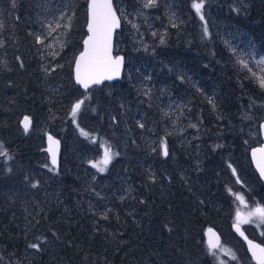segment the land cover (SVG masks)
Masks as SVG:
<instances>
[{"label": "trees", "instance_id": "1", "mask_svg": "<svg viewBox=\"0 0 264 264\" xmlns=\"http://www.w3.org/2000/svg\"><path fill=\"white\" fill-rule=\"evenodd\" d=\"M124 1L132 5L134 2L138 8L136 0ZM158 1L183 22L177 24L176 20L175 25L166 28L171 33L178 31L181 35L179 39H171L163 45L159 43V46L157 42L153 44L156 56L165 66L163 78L173 83L180 73L177 72V63H181L186 70L203 79L205 85H212L216 92L212 97L216 108L232 119L236 118L240 106L227 98L236 85L234 81H229L233 73L224 56L220 55L221 48L215 38L211 36L208 41L202 39V23L193 10V0ZM65 4V21L70 23V27L65 28L60 17L65 29L60 38L67 47L62 52H56L55 59L60 58L63 67H66L67 77L64 82L69 90L65 101L69 104L73 97L82 92L73 82L72 65L85 35L87 0H0V53L8 60V65L0 68V105L9 111L2 112L0 108V141L6 144L4 151L7 155H10V150L15 151V156L8 160L7 169L1 166V163L4 165L6 162L0 156V263L208 264L205 226H213L218 221L225 220L231 211L230 201H233L223 172L205 168L199 174L198 182L197 179H179L175 174L172 175L175 167L169 158L161 159L160 148L152 147V152L145 148L141 140L142 128L133 123L126 126V132L122 128L118 129L125 143L124 148L119 150L121 162L113 163L105 172L93 170L90 180L83 181L64 163V145L57 133L54 135L60 138L61 153L58 165L53 168L48 152L41 149L42 140L41 145L38 144V138L33 142V136H27L29 129L26 135V131L17 122L3 124V117L10 116V109L2 102L1 93L30 89L28 85L31 80L27 69L33 68L35 61L31 59L32 53H26L30 41L36 45L32 28L39 27V22L47 17L49 20L55 17ZM234 17L236 22L245 25L251 35L256 34L255 40L264 48V0L250 1L246 14ZM251 20L257 25L250 26ZM123 27L121 20L118 35L122 34ZM15 39L25 40L24 45L14 43ZM9 60L14 62V66L9 64ZM127 69L126 60L122 79L116 81L121 85ZM29 73L32 78V70ZM152 73L154 77L157 73L162 74L157 69ZM174 85L177 84L171 85L173 89ZM174 90L176 95L182 92L191 95L188 87L181 84ZM124 92L129 94L127 90ZM196 98L195 101H200L199 106L206 111L203 98ZM149 100L141 105L145 124L149 120L154 127V137L160 138L157 102L155 98ZM39 103V99L31 97L21 102L16 111L20 113L35 108L36 112L41 113ZM99 130H105L107 133L104 134L109 135V124L103 122L99 125ZM37 147H40L42 155ZM176 152L182 153L179 148ZM179 158L183 161L184 156L180 154ZM211 163L216 165L217 160H212ZM248 163L250 165V160ZM43 166L50 168L52 180L61 189L58 203L52 200L46 203L45 198H35L38 194L32 183L40 180L36 172ZM116 175L122 176V187L116 183ZM252 176L256 188L264 192V184L256 173L253 172ZM213 190L219 205L216 202L210 205V200L206 199ZM26 192L28 196L21 197ZM94 194L102 198L97 208L89 205ZM37 199L41 203L39 210L34 205L38 204ZM245 230L252 236L246 228ZM230 232L242 247L247 264H255L250 260L243 242ZM31 244H38L39 248H32Z\"/></svg>", "mask_w": 264, "mask_h": 264}, {"label": "rangeland", "instance_id": "2", "mask_svg": "<svg viewBox=\"0 0 264 264\" xmlns=\"http://www.w3.org/2000/svg\"><path fill=\"white\" fill-rule=\"evenodd\" d=\"M250 1L252 0H204V7L201 13L197 14L199 18L200 15L204 16L203 20L200 19L203 34L204 27L208 28V36L202 35V39L208 41L211 40V36L215 38L221 48L220 55L224 56L227 66L233 73L229 81H234L236 85L233 87V93L227 98L229 101L234 100L240 106L236 118L232 119L231 116L219 111L212 101V97L216 95L212 85H205L203 79L196 77L190 70H186L181 63H177L179 66L177 72L180 73L173 83L163 78V67L165 66L157 57L153 44L157 42L159 46V43L163 45L171 39H179L181 35L178 31L171 33V30L166 29L176 24L178 16L170 12L158 0H155L152 7L144 6L147 0H136L138 8L134 2L132 5L124 0H115V7L124 23L122 34L116 33L115 51L124 54L125 62L128 61L123 84L104 83L87 92L79 93L69 104L65 101L66 92L69 90L64 82L67 77L66 67H63V61L60 62V58L55 59V53L62 52L67 47L65 41L60 38L61 33L65 31L60 17L64 25L67 24L65 4L57 11L55 17L53 16L50 20L47 17L43 22H39V27L32 28L36 45L30 41L26 53L27 55L32 53L31 59L35 61L34 67L27 69L31 80L28 87L31 90L26 89L23 92L12 90L1 93L2 102L10 109V116L3 117V124L17 122L20 126L19 121L22 115L28 114L31 118V125L28 128L29 134L27 135V131L25 134L33 136V142L35 138H38L39 145L42 140L41 149L45 152H47V133H57L56 135L62 139L64 145V163L83 181L84 179L90 180L93 170L99 171L98 167L93 165L103 159L106 148H110L115 155L104 166L103 172L113 163L121 162L119 150L124 148L125 143L118 129L122 128L126 132V126L133 123H137L138 127L142 128L141 140L145 148L150 152L155 148H160L161 159L169 158L172 166L175 167L172 175L175 174L179 179L184 181L197 179L198 182L199 174L205 168L210 171L215 169L223 172L227 178L225 179L226 187L233 201H230L231 211L227 218L218 221L216 225L211 224L220 232L221 239L218 247L211 251L208 247L209 243L205 240L207 261L208 264H247L242 247L230 231L231 225L237 222L238 212L240 219H244L257 206L264 207V192L256 188L252 176L255 171L251 162L250 165L248 163L249 148L261 142L259 122L264 119V88L259 86V78L264 77V63H262L264 48L261 47L259 41L255 40L256 34L251 35L245 25L236 22L234 17V15L246 14ZM193 10L195 11L194 8ZM43 12L46 13V11ZM177 24H183L182 20L179 19ZM57 25L60 27L57 28ZM255 25L257 24L251 20L250 26ZM37 37H40V42L37 41ZM1 39L0 34V47ZM14 43L22 46L25 40L15 39ZM240 60L245 61L247 67H243L239 63ZM9 64L14 66L12 60H9ZM4 65H8V60L0 53V68ZM154 69L162 74L157 73L154 77L152 73ZM31 70L34 74L32 78L29 73ZM172 84H177L174 85V89L179 84L188 87L191 95L187 92L176 95ZM124 90H127L129 94ZM34 96L40 101L41 113L36 112L35 108L20 113L16 111L21 102ZM196 97L203 98L206 111L199 106L200 101H195ZM151 98H155L158 106L160 138L154 137V127L149 120L145 124L146 120L142 113L141 105H145ZM78 100H83L84 103L73 122L71 109ZM0 108L2 112H9L2 105ZM105 121L109 124L110 136L104 134V132L107 133L105 130H99V125ZM81 130L86 135L82 134ZM0 145H3L0 150L4 151L6 144L0 141ZM177 148L181 149L182 153H177ZM37 149L42 155L40 147ZM165 149L167 155L164 154ZM9 152L10 155L4 157L6 163L4 165L1 163L3 168L8 167V160L11 156L12 158L15 156L13 149ZM180 154L184 156L183 161L179 158ZM212 160H217L216 165L211 163ZM49 162L55 168L50 159ZM36 173L40 176L37 175L40 180L35 183L34 188L37 189L38 194L35 198H45L46 203L51 200L58 203V199L61 198V189L56 181L52 180L50 168L43 166ZM115 179L116 183L120 184L119 187H122V176L116 175ZM210 193L212 194L206 196V199L210 200V205L215 202L219 205L217 196L213 195L215 190ZM27 196V192L21 194V197ZM238 196L243 197V202L238 199ZM38 199V204L34 203V205L39 210L41 203ZM100 199L102 200L100 196L94 194V198L89 200V205L97 208ZM252 219V223H241L240 225L264 243V224L255 217ZM233 254L235 259L232 258Z\"/></svg>", "mask_w": 264, "mask_h": 264}, {"label": "snow or ice", "instance_id": "3", "mask_svg": "<svg viewBox=\"0 0 264 264\" xmlns=\"http://www.w3.org/2000/svg\"><path fill=\"white\" fill-rule=\"evenodd\" d=\"M155 0H147L145 7L154 6ZM192 7L195 9L197 14L201 13L202 8L204 7V0H193ZM200 19L203 20L204 16L200 15ZM71 18L69 17V21ZM60 25H57V28ZM65 28L70 27L69 24L64 25ZM116 27H119V19L117 18L115 12L112 9L111 0H91L89 5V23L88 30L91 33L89 37L84 41L85 50L80 53L79 57L76 59V82L81 85L83 88L88 89L92 84H99L102 80L108 79L111 80L113 77H117L120 74V66L122 63V57H113L111 55V33L112 30ZM204 36H208V28L204 27ZM37 41L40 42V37H37ZM63 47V45H61ZM239 63L243 67H247L245 61L240 60ZM264 63V61H262ZM255 76V73H253ZM259 86L264 88V77L259 78ZM84 103L83 100L76 101L71 109V114L74 118L77 112L81 109V105ZM29 125L28 118L25 117V131H27ZM261 127L264 128V124H261ZM82 134L83 133V130ZM86 135V134H85ZM49 141L52 144L58 143L54 141L52 137H49ZM3 148V145H0V149ZM49 152L52 153V164H56L55 150L53 147H49ZM259 151L264 153V148L253 149V155ZM167 155L165 149L164 152ZM113 154L110 148L105 149V155L101 161H97L93 166L98 167V170L103 172L105 170L104 166L109 163L112 159ZM0 156L7 157L6 151L0 150ZM260 169V174L264 177V163H258ZM235 173V170H233ZM33 187H36V184H33ZM238 199L243 202V197L238 196ZM253 217L258 219L260 223L264 224V207L257 206L251 210L247 217L240 219V213H237V222L234 224V228L237 232H240L243 235V232L240 230L241 223H252ZM208 232L211 233L212 230L208 229ZM245 239H247L245 237ZM249 251L252 254L253 259L256 261V264H264V247L260 244H255L253 241L249 240ZM219 245V237H216L215 241L209 240V250L211 251L214 248H217ZM32 248H39L38 244H31ZM235 259V255L232 256Z\"/></svg>", "mask_w": 264, "mask_h": 264}, {"label": "water", "instance_id": "4", "mask_svg": "<svg viewBox=\"0 0 264 264\" xmlns=\"http://www.w3.org/2000/svg\"><path fill=\"white\" fill-rule=\"evenodd\" d=\"M91 3V0H87V20H86V24H85V35L82 39V42H81V49L77 52V54L75 55V58H74V61H73V65H72V79H73V82L80 88V90L82 92H87L89 91L91 88L93 87H97V86H101L103 85L104 83H111V82H116V81H119L122 79V75H123V71H124V65H125V56L122 54V53H117L115 54L114 52V42H115V37H116V33L120 30L121 28V18L118 14V11L116 10V7L114 5V0H111V4H112V9L113 11L115 12L117 18L119 19V27H116L112 30V33H111V55L113 57H122V63H121V66H120V74L119 76L117 77H113V79L111 80H108V79H104L102 80L99 84H92L89 86L88 89H85L83 88L81 85H79L77 82H76V59L77 57H79L80 53L83 52L85 50V44H84V41L89 37V35L91 34L88 30V23H89V5ZM25 117L28 118V121H29V125H28V128L30 127L31 125V118L29 115H23L19 121V124L20 126L25 130ZM261 124H264V120H262L261 122H259V131H260V136H261V143L259 144H256V145H253L250 147L249 149V158H250V161H251V165L254 169V171L257 173V175L259 176L260 178V181L264 184V177L261 176L260 174V169L258 167V163H264V153H261L259 151H257L255 153V156L253 155V149H260V148H264V128L261 127ZM49 137H52L54 141H57L58 143L56 144H52L50 141H49ZM49 147H53L54 150H55V156H56V165H58L59 163V156H60V151H61V141L60 139L55 136L53 133H47L46 135V151L48 152L51 160H52V153L48 151ZM208 229H211L212 232L209 233L208 232ZM231 230L232 232L235 234V236L241 241L243 242L244 246H245V250L247 252V254L249 255V257L251 258V260H253L255 263L256 261L253 259L252 257V254L251 252L249 251V244H248V241L251 240L253 241V243L255 244H260L262 247H264V244L262 242H260L259 240L257 239H254L252 237H250L246 231L244 230V228L240 225V230L241 232H243V235L240 234V232H237L236 229L234 228V224L231 225ZM205 235H206V238H207V242L209 243V240H212L213 242L215 241L216 237H219V241L221 239V235H220V232L214 227V226H208L206 229H205ZM245 237L247 239H245Z\"/></svg>", "mask_w": 264, "mask_h": 264}, {"label": "bare ground", "instance_id": "5", "mask_svg": "<svg viewBox=\"0 0 264 264\" xmlns=\"http://www.w3.org/2000/svg\"><path fill=\"white\" fill-rule=\"evenodd\" d=\"M115 43V42H114ZM114 52H115V54H117V52L115 51V44H114ZM124 55V54H123ZM25 115H27V114H25ZM264 120V119H263ZM262 121V120H261ZM260 121V122H261ZM259 134H260V131H259ZM56 136V135H55ZM260 138H261V136H260ZM60 139V138H59ZM261 143V142H260ZM60 153H61V151H60ZM50 157V156H49ZM59 158H60V156H59ZM51 159V158H50ZM52 161V160H51ZM256 173V172H255ZM256 175H257V173H256ZM257 177H258V179L260 180V178H259V176L257 175Z\"/></svg>", "mask_w": 264, "mask_h": 264}, {"label": "flooded vegetation", "instance_id": "6", "mask_svg": "<svg viewBox=\"0 0 264 264\" xmlns=\"http://www.w3.org/2000/svg\"><path fill=\"white\" fill-rule=\"evenodd\" d=\"M243 227V226H242ZM244 228V227H243ZM244 230H245V228H244ZM246 231V230H245ZM246 233H247V231H246ZM248 234V233H247ZM249 235V234H248ZM250 237H252V236H250ZM253 238V237H252ZM255 263V262H254ZM256 264V263H255Z\"/></svg>", "mask_w": 264, "mask_h": 264}]
</instances>
